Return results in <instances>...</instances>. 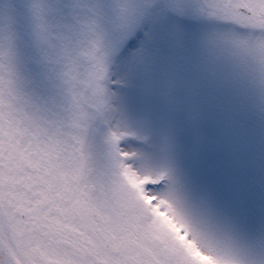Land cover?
I'll use <instances>...</instances> for the list:
<instances>
[{"label":"snow or ice","instance_id":"obj_1","mask_svg":"<svg viewBox=\"0 0 264 264\" xmlns=\"http://www.w3.org/2000/svg\"><path fill=\"white\" fill-rule=\"evenodd\" d=\"M0 264H264V0H0Z\"/></svg>","mask_w":264,"mask_h":264}]
</instances>
